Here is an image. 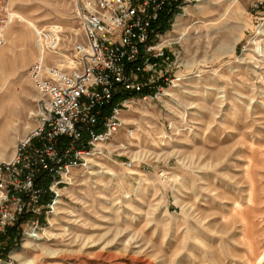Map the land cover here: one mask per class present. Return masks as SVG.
<instances>
[{
    "label": "rangeland",
    "instance_id": "374dc122",
    "mask_svg": "<svg viewBox=\"0 0 264 264\" xmlns=\"http://www.w3.org/2000/svg\"><path fill=\"white\" fill-rule=\"evenodd\" d=\"M78 6L14 1L0 49V161L36 126L32 66H70ZM157 30L174 83L123 113L115 158L47 185L46 226L31 239L17 225L15 264H264V0H190Z\"/></svg>",
    "mask_w": 264,
    "mask_h": 264
},
{
    "label": "built area",
    "instance_id": "2783aa9c",
    "mask_svg": "<svg viewBox=\"0 0 264 264\" xmlns=\"http://www.w3.org/2000/svg\"><path fill=\"white\" fill-rule=\"evenodd\" d=\"M14 1L0 0V49ZM189 1L79 0L83 40L76 43L70 66L43 57L32 66L41 96L36 126L18 141L13 157L0 161V264H15L7 246L12 228L22 225L23 238L31 239L45 228L38 216L49 213L47 185L53 192L73 170L115 158L112 149L126 127L123 113L137 102L161 98L174 83L157 29L163 14H174ZM127 132L133 139L134 128Z\"/></svg>",
    "mask_w": 264,
    "mask_h": 264
},
{
    "label": "trees",
    "instance_id": "16d2710c",
    "mask_svg": "<svg viewBox=\"0 0 264 264\" xmlns=\"http://www.w3.org/2000/svg\"><path fill=\"white\" fill-rule=\"evenodd\" d=\"M170 19H172V14L170 15L166 13L161 16L158 26L160 27L162 31H164L168 27V21ZM15 233H16V228H12L10 230V239L7 241V246L9 247V249L11 248V239L13 238Z\"/></svg>",
    "mask_w": 264,
    "mask_h": 264
},
{
    "label": "bare ground",
    "instance_id": "6f19581e",
    "mask_svg": "<svg viewBox=\"0 0 264 264\" xmlns=\"http://www.w3.org/2000/svg\"><path fill=\"white\" fill-rule=\"evenodd\" d=\"M198 2L202 1V0H197ZM178 22V21H177ZM177 26H179V24H177ZM181 39V38H180ZM183 40V39H182ZM32 130V129H31ZM15 152V151H14ZM14 155V154H13ZM13 157V156H12ZM18 253V252H17Z\"/></svg>",
    "mask_w": 264,
    "mask_h": 264
}]
</instances>
